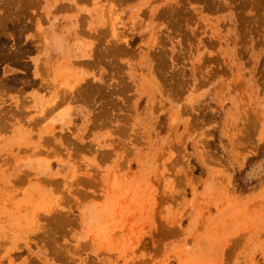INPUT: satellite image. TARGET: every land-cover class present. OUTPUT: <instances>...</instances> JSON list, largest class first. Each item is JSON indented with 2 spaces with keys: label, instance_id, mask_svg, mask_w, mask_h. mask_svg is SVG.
Listing matches in <instances>:
<instances>
[{
  "label": "rangeland",
  "instance_id": "obj_1",
  "mask_svg": "<svg viewBox=\"0 0 264 264\" xmlns=\"http://www.w3.org/2000/svg\"><path fill=\"white\" fill-rule=\"evenodd\" d=\"M0 264H264V0H0Z\"/></svg>",
  "mask_w": 264,
  "mask_h": 264
},
{
  "label": "trees",
  "instance_id": "obj_2",
  "mask_svg": "<svg viewBox=\"0 0 264 264\" xmlns=\"http://www.w3.org/2000/svg\"><path fill=\"white\" fill-rule=\"evenodd\" d=\"M237 177H238V175H237ZM239 189H240L241 191L245 192V191L247 190V187H246L245 185H240V186H239Z\"/></svg>",
  "mask_w": 264,
  "mask_h": 264
}]
</instances>
